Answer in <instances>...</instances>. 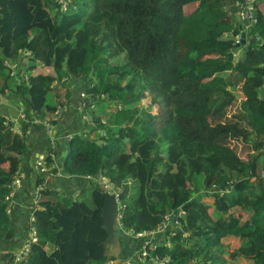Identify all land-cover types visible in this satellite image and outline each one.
I'll use <instances>...</instances> for the list:
<instances>
[{"label":"trees","instance_id":"trees-1","mask_svg":"<svg viewBox=\"0 0 264 264\" xmlns=\"http://www.w3.org/2000/svg\"><path fill=\"white\" fill-rule=\"evenodd\" d=\"M252 3L245 25L226 10L238 0H0V95L15 93L24 111L20 120L0 113V264H125L124 253L132 264H264V159L257 165L253 151H264V0ZM39 63L53 74L26 85L17 71ZM75 93L88 100L78 114ZM63 110L87 114L83 131L70 127L73 137L46 147L33 165L43 171L20 190L30 124L58 127ZM58 170L86 182L90 203L58 202L42 186ZM100 178L119 191L117 257L103 255ZM180 212V228L163 227ZM29 227L37 240L23 255ZM150 232L149 243L134 238ZM142 242L148 255L136 262Z\"/></svg>","mask_w":264,"mask_h":264},{"label":"rangeland","instance_id":"rangeland-1","mask_svg":"<svg viewBox=\"0 0 264 264\" xmlns=\"http://www.w3.org/2000/svg\"><path fill=\"white\" fill-rule=\"evenodd\" d=\"M263 1V0H262ZM248 2H249V4H248ZM253 1H247V4H246V7L248 8V10H249V16L248 17H252V6H253V3H252ZM260 7L261 8H263V6L260 4ZM239 9L241 10V9H243V7L242 6H240L239 7ZM264 9V8H263ZM239 14H240V16L242 17V19H245V14L244 13H242L241 11L240 12H238ZM238 14V15H239ZM246 20V19H245ZM248 40V39H247ZM240 50V49H239ZM237 53H238V51H237ZM27 54H30V53H27ZM5 63L7 64L8 62L7 61H5ZM26 65L28 66V64H27V62L26 63H24V66L26 67ZM11 67L13 68V69H15V67H16V65H14V64H11ZM17 71V70H16ZM14 72V73H19V75L21 76V77H23L24 76V79L26 80V82H25V84L27 85L28 84V82L27 81H29V80H31V78L32 77H36V76H38V75H40V74H42V75H52L53 74V72L49 69V68H45L42 64H40L39 63V65H37L33 70H32V72L31 73H29V74H24L23 72L24 71H22V70H18L17 72ZM14 73H11V76H12V74H14ZM228 73L227 72H225V73H223V74H221V76H225V75H227ZM65 91V89H63V88H59V90L57 91V93H58V95H59V97H60V95L62 94L63 95V92ZM74 97H76V101L78 102V104H76L77 105V109H78V111H77V114H78V112H81V111H83L84 110V107H85V105L88 103L87 101V99L85 98V97H83V95H78V93H75V95H74ZM9 100H12V102H15V111H17L18 113H17V115H19L18 116V118H19V120L20 119H22V117H23V115H24V111H21V109H20V107L18 106V100H19V96H17L15 93H12V92H7L5 95H0V113L3 115V116H5V117H7V118H10V119H14V120H17V118H16V116H13V118H11V114L9 113V110H8V108L6 107L7 105H8V103L9 102H7V101H9ZM16 100V101H15ZM6 106H5V105ZM57 108L58 109H65L64 108V106H57ZM75 107H72V109H74ZM75 108V109H76ZM66 112V113H65ZM14 115H16L15 113H13ZM73 116H75V114H74V112L73 111H63L61 114H60V116L59 117H57V118H55L56 120H59V122H60V125H58V127H48V129L46 130L47 131V137H45V138H40L39 139V142L41 143L39 146H40V149L39 150H41V151H43L46 147H48V146H57V142H59V141H61L63 138H64V136H68V139L69 138H71V137H73L75 134H73L72 135V132L70 131L69 132V128H70V130H73V132H75V130H76V132L77 133H80V132H82L83 131V125H84V123H85V119L87 118V114H84L82 117H80V118H78L77 120H76V117L75 118H73ZM102 118H103V116H102ZM105 118V117H104ZM65 120V121H64ZM76 121V122H75ZM104 122H105V120H104ZM18 123V121L16 122V125H18L17 124ZM71 123V124H70ZM90 124V123H89ZM91 125V124H90ZM19 126V125H18ZM18 126H16L15 128H14V134H19L20 133V131H19V128H18ZM47 128V127H46ZM238 128V127H237ZM244 128V127H243ZM240 131H242L243 129L242 128H238ZM61 130H63L61 133H60V135L58 134V132L59 131H61ZM84 133H86V132H84ZM31 133H29L28 135H25V139H24V143H25V145L30 149V150H32L33 148H34V145H33V139L31 138V135H30ZM240 140H241V138H240ZM240 144H241V142H240ZM62 145V143H60L58 146L60 147ZM64 148L65 147H63V146H61V149H62V152H64ZM250 148H252V146L250 147ZM66 149V148H65ZM67 150V149H66ZM253 151H254V153H255V157L254 158H256L255 159V163L257 164V165H260L262 162H263V159H264V151L263 150H261L260 148H259V146L258 145H256L254 148H253ZM32 152V151H31ZM58 159H63V154L61 153V150H60V148H59V152H58ZM244 158H245V156H243ZM41 159H42V157L38 154L37 155V157L35 158V162H36V165H37V161L39 162V160L41 161ZM43 160V159H42ZM39 164V163H38ZM38 166V165H37ZM39 167V166H38ZM29 169H31V172H32V174L34 175V176H32V179L34 180V177H35V175L38 173V174H40V172H41V169L40 170H38V168L37 167H35V166H33V170H34V172L32 171V168H29ZM28 169V170H29ZM15 175H20V182L18 183V185H19V187H20V190H21V188L23 187V184L25 183V182H27V175H28V172H27V170H22V166H19V169L16 171V173H15ZM62 176H64V173H63V175ZM50 177H55V174L54 175H51ZM58 177V176H57ZM31 178V177H30ZM44 188H49V187H51V185H42ZM100 187L102 188V190H104L103 189V187H102V185H100ZM85 188H87V187H83V189L80 191V192H78V193H75L74 195H73V197L72 198H67V195H65V194H60L59 192H53L56 196V200L58 201V202H63V200L64 199H67L68 201V204H71L72 202H85V203H90V201H91V193H90V190L87 188V189H85ZM50 189V188H49ZM51 190V189H50ZM105 191V190H104ZM19 192V191H18ZM17 192V193H18ZM51 192V191H50ZM107 192V191H106ZM119 191L117 190V192L116 193H118ZM16 193V194H17ZM36 197H38V195L37 194H34V195H32V199H31V202L32 201H35V199H36ZM39 199L40 200H46V199H48V197L47 196H43V195H39ZM12 202H14V198H13V200H12ZM24 208V211H23V216H26V208H25V206L23 207ZM175 224H176V226L175 227H173V228H170L169 230H173V229H176L177 230V227L178 228H180V225H178V223H176L175 222ZM174 232V231H173ZM173 232H171V235L173 234ZM142 235H144L143 233H141ZM137 236V235H136ZM154 236L155 235H151L150 237L151 238H154ZM135 239H139V237H134ZM23 243H24V240H22V245L20 244L18 247H20V249H19V253H21V249H22V246H23ZM141 246V245H140ZM167 247H169L170 248V243L168 242V244L166 245ZM121 253V252H120ZM25 254V253H24ZM129 257V256H128ZM125 258H127V256H125ZM158 259H160L158 256H156L155 257V259H154V262H156ZM126 260V259H125ZM116 263V262H115Z\"/></svg>","mask_w":264,"mask_h":264},{"label":"crops","instance_id":"crops-1","mask_svg":"<svg viewBox=\"0 0 264 264\" xmlns=\"http://www.w3.org/2000/svg\"><path fill=\"white\" fill-rule=\"evenodd\" d=\"M245 1L246 2L247 1L256 2L257 0H245ZM248 4H249V2H248ZM7 102H9L8 105L7 106L5 104L4 105L8 108L9 113L11 114V118H13V116H16V118L19 119L18 118L19 115H17L18 112L15 111V108H16L15 102H12V100H9ZM21 111H22V109H21ZM63 111H66V110H63ZM13 113H15L16 115H14ZM74 117L75 116H73V118ZM46 130H47V128L45 127V125L39 123L38 121H34L33 123L30 124L29 133H31L30 135H31V138L33 139L34 148L32 149V152L30 154V158L29 159L27 158L26 160L21 162L22 170H27L28 174H30V172H31L28 170L29 168H32V171L34 172L33 165L35 163V158L37 157L38 154L40 155L42 153V151L39 150L40 149L39 145L41 144L39 142V139L42 137L43 138L47 137V131ZM29 133H27V135ZM61 153L63 154L62 149H61ZM57 160L58 159H56V161ZM57 172H59V174L57 175L58 177L55 176L53 178H50L51 181H49L50 185H51V189L54 190V192H59L60 194L67 195L68 198H72L73 195L75 193L80 192L83 189V187H88V185H86V182L81 178L71 177V176H67L65 174H64V176H62L63 175L62 171L58 170ZM27 176L29 177V175H27ZM28 177H27V179H29ZM13 204L14 205L12 206L13 207L12 215H13L14 226L16 228L17 233L21 235V234H23L21 229L23 228V225L25 223V217H26V216H23V211H24L23 207L24 206H25L26 212H27V205L24 202V194L19 191L16 199L13 202ZM20 244L22 245V240L19 242V245ZM120 248H122L121 245H120ZM127 255H125V253H124V256H127ZM130 255L131 254H129V256ZM127 258H128V256H127Z\"/></svg>","mask_w":264,"mask_h":264},{"label":"water","instance_id":"water-1","mask_svg":"<svg viewBox=\"0 0 264 264\" xmlns=\"http://www.w3.org/2000/svg\"><path fill=\"white\" fill-rule=\"evenodd\" d=\"M242 6L243 9H239V7ZM226 10L234 15L237 12H242L245 14V19L247 20L245 22V25L248 24V20H250L249 16V10L246 7V3L244 0H238V4L235 6L227 7ZM245 44V33L242 32L240 35V42L236 43L235 47L232 49L233 53H237L240 56L243 52L242 47ZM240 48V50H239ZM85 78L82 77V80ZM260 99L264 100V88H261L260 92ZM118 193H111V194H104V201L101 207V218H102V228L105 230L107 237L106 240L103 243L104 248V257L110 258L111 256L117 257L120 252V236L121 231L119 230L117 226L118 222V215H119V205H118V199H117Z\"/></svg>","mask_w":264,"mask_h":264},{"label":"built area","instance_id":"built-area-1","mask_svg":"<svg viewBox=\"0 0 264 264\" xmlns=\"http://www.w3.org/2000/svg\"><path fill=\"white\" fill-rule=\"evenodd\" d=\"M59 4H61L62 5V9L63 10H65L66 9V4H64V3H62V1H59ZM6 64V63H5ZM6 65H8V64H6ZM42 157V156H41ZM42 159H43V157H42ZM42 159H41V161H42ZM40 160H39V162H41ZM38 161H37V165L39 166L40 165V163H39ZM39 163V164H38ZM43 171V169L41 168V172ZM20 181L18 180V181H15V185L17 186V188H19V185H18V183H19ZM100 185H102V187H103V189L105 190V191H107L106 193H108V194H111V193H114L113 192V190H112V185L110 184V182L107 180V179H105V178H100ZM35 194H37L36 192H35ZM13 195V194H12ZM37 202H38V197H36V199H35V201H33V203L35 204L34 206H35V208H37ZM181 213L182 212H180V213H178V215L175 217V215L173 214V215H167V216H165L164 217V220H165V222H164V225H163V227H165V224L166 223H173L174 221L173 220H175V219H179V216L181 215ZM119 215H118V219H119ZM34 220V216L32 217L31 216V221H33ZM175 222L176 223H178L176 220H175ZM175 222H174V225L176 226V224H175ZM166 225H168V224H166ZM30 228V231H31V233H30V237L29 238H25L24 239V243H23V246H22V249H21V254H23V255H25L27 252H28V250H29V246L32 244V243H34V242H36V240H37V238H36V231H35V229L33 228V227H29ZM159 231H161V230H159ZM144 235H142V234H138L136 237H139V238H146V241L149 243V242H151V240L153 239V238H151L150 236L151 235H155L154 234V232H150V233H143ZM147 243H141V249H140V251H141V253L139 254L138 252H140V251H138L136 254H135V261L136 262H144L145 260V257L148 255V252L146 251V249L144 248V246L146 245ZM25 253V254H24ZM154 259L155 258H153L152 259V261H150V262H152V263H154V264H164V262L165 261H162V260H160V259H158L156 262H154ZM125 264H132L129 260H126V262H125Z\"/></svg>","mask_w":264,"mask_h":264},{"label":"clouds","instance_id":"clouds-1","mask_svg":"<svg viewBox=\"0 0 264 264\" xmlns=\"http://www.w3.org/2000/svg\"><path fill=\"white\" fill-rule=\"evenodd\" d=\"M108 194V193H107Z\"/></svg>","mask_w":264,"mask_h":264},{"label":"flooded vegetation","instance_id":"flooded-vegetation-1","mask_svg":"<svg viewBox=\"0 0 264 264\" xmlns=\"http://www.w3.org/2000/svg\"><path fill=\"white\" fill-rule=\"evenodd\" d=\"M127 260V259H126Z\"/></svg>","mask_w":264,"mask_h":264}]
</instances>
